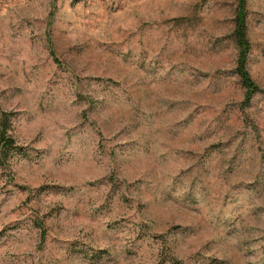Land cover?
I'll use <instances>...</instances> for the list:
<instances>
[{"label":"rangeland","instance_id":"1","mask_svg":"<svg viewBox=\"0 0 264 264\" xmlns=\"http://www.w3.org/2000/svg\"><path fill=\"white\" fill-rule=\"evenodd\" d=\"M0 264H264V0H0Z\"/></svg>","mask_w":264,"mask_h":264},{"label":"trees","instance_id":"2","mask_svg":"<svg viewBox=\"0 0 264 264\" xmlns=\"http://www.w3.org/2000/svg\"><path fill=\"white\" fill-rule=\"evenodd\" d=\"M241 1L242 0H240V2ZM243 20L244 19L241 16V10H240L238 13V20L236 21V27H235V33H234L237 45L240 48L237 73L240 76V79L243 83L244 88H246L248 90V92L253 93V92H255V89L251 85L249 75L245 71V68H244L245 57H246V53L248 50V45H247V42L245 39L244 21Z\"/></svg>","mask_w":264,"mask_h":264}]
</instances>
